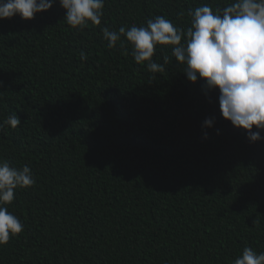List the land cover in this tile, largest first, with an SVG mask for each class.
<instances>
[{
	"label": "trees",
	"instance_id": "trees-1",
	"mask_svg": "<svg viewBox=\"0 0 264 264\" xmlns=\"http://www.w3.org/2000/svg\"><path fill=\"white\" fill-rule=\"evenodd\" d=\"M232 2L104 0L100 25L82 30L59 0L0 19V122L21 121L0 129V159L35 179L5 205L24 230L0 264H234L246 247L264 252V139L222 117L219 90L190 82L172 46H155L164 71L152 73L102 32L157 16L186 32L197 7Z\"/></svg>",
	"mask_w": 264,
	"mask_h": 264
},
{
	"label": "clouds",
	"instance_id": "clouds-1",
	"mask_svg": "<svg viewBox=\"0 0 264 264\" xmlns=\"http://www.w3.org/2000/svg\"><path fill=\"white\" fill-rule=\"evenodd\" d=\"M52 4L53 0H0V19L19 15L30 20ZM59 4L66 13L64 19L74 29L82 30L89 22L96 26L101 23L104 0H59ZM102 32L109 49L118 42L121 47L130 44L134 61L147 62L152 73L164 71L163 65L152 60L155 46H172V55L186 65L184 73L190 82L199 76L210 89L206 90H219L222 117L247 130L250 141L264 139V0H234L215 12L209 5L197 7L186 32L163 16L149 19L147 27L133 25L126 30L122 26L118 31L105 27ZM86 59L81 53V60ZM164 62H168L167 56ZM20 123L17 115H11L0 122V129L16 128ZM212 124V119L204 121L206 127ZM254 126L256 131H252ZM34 184L30 167L17 169L0 159V246L24 230L20 219L5 205L14 200L15 189ZM234 264H264V252L257 254L246 247Z\"/></svg>",
	"mask_w": 264,
	"mask_h": 264
}]
</instances>
